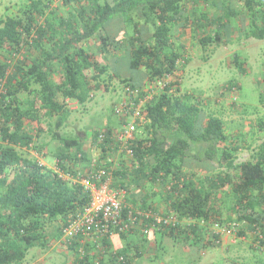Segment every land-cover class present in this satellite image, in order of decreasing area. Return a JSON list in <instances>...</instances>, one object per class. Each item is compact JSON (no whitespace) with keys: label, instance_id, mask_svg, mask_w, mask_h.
Instances as JSON below:
<instances>
[{"label":"trees","instance_id":"trees-1","mask_svg":"<svg viewBox=\"0 0 264 264\" xmlns=\"http://www.w3.org/2000/svg\"><path fill=\"white\" fill-rule=\"evenodd\" d=\"M21 2L16 11L0 17V264H20L31 247H44L51 237L61 236L68 216L87 203V192L73 179L83 174L75 169L84 157L79 136L59 130L71 113L67 100L82 105L94 90H110L113 80L122 83L121 93L128 87L137 89L138 97L150 92L151 97L143 104L145 120L131 142L136 163L123 162L113 172L112 185L125 190L123 209L160 210L174 221L147 233L138 226L118 232L111 241L102 239L104 252L90 247L94 250L86 249L81 258L78 236L70 244L61 236L63 248L75 256L71 264H129L147 243L158 245L165 237L191 247L217 245L220 235L214 226L244 236L243 222L256 255L247 264H264V139L247 159L236 162L240 134H228L224 121L207 115L206 104L192 101L180 83L188 63L180 35L190 31L191 44L197 40L204 49L219 39L218 33L205 32L223 18L229 29H240L238 22L232 26L237 10L227 4L221 14L215 7L216 16L207 19V0H62L54 8L53 0ZM238 2L242 7L236 9L250 17L247 37L263 39L264 0H234L233 5ZM189 8L192 22L186 15ZM84 41L96 42L94 52ZM110 59L124 69L112 70ZM232 62L245 72L237 55ZM236 87L228 82V90ZM254 126L264 133V117ZM99 130L92 131L93 142ZM44 131L58 143L52 154L59 172L23 154L32 148L47 155L42 151L47 144L40 140ZM156 186L159 192L152 190ZM164 203L166 208L160 209ZM112 241L122 246L114 249Z\"/></svg>","mask_w":264,"mask_h":264},{"label":"rangeland","instance_id":"rangeland-1","mask_svg":"<svg viewBox=\"0 0 264 264\" xmlns=\"http://www.w3.org/2000/svg\"><path fill=\"white\" fill-rule=\"evenodd\" d=\"M207 1L211 5L207 8V19L215 15V7H220V10L222 9L220 13L224 14L227 10L225 6L231 4L229 7L237 10L236 16L233 17L236 21L232 23V26H238L239 23L241 27L239 29V26L235 28L230 25L232 28L229 29L228 24L230 23L224 22L226 21L225 17L218 27L213 26L211 31L205 32L208 35H212V32L218 33L219 39L216 42L214 41L202 49L197 40L193 41L186 53L188 63L181 71L180 83L184 89L183 92L192 96V101L198 99L201 100L202 105L206 104L202 107L205 108L203 110L207 115L211 112L224 121L228 134L235 136L240 134L239 140L242 145L236 158V162L239 163L247 159L251 154L252 147L264 139V133L258 132L254 126L258 118L264 117V102L261 103V97H264V38L260 40L247 37L251 21L247 11L242 9L239 12V9H236V7H242L240 2L234 3V6V0ZM21 3V0H0V17L8 14L11 10L16 11ZM61 3L62 0H53L51 8ZM6 6L9 7V10L5 9ZM189 13H191V8L186 15L192 22L194 16ZM197 13L200 14L201 11L197 10ZM61 14L64 15L63 12ZM200 16L202 15L200 14ZM200 18L202 19V17ZM128 28L131 34L132 29ZM189 33L190 31H188ZM84 42L82 45L86 46L87 50L94 52L96 46L94 43L96 42ZM235 55L243 61L245 72H239L233 64L232 59ZM111 61L110 59L109 65ZM124 67L120 61H112V70L122 71ZM111 68L109 73L112 72ZM228 82L235 83L238 87L228 90ZM120 85H122L120 81L113 80L110 90H94L92 98L82 105L72 100L68 102L69 105H67L71 113L59 132L65 135L79 136L81 133L79 130L82 128H84L82 132H85V128L92 131L108 125L117 127L118 119L111 110V103L115 98L117 100L121 97ZM115 89L117 91L113 93ZM41 124L45 130L46 123L41 122ZM34 126L32 125V127ZM89 135H91L90 132ZM40 140L47 144L42 149L43 152H46V156L37 153L32 148L24 150L23 154L34 157L47 166L55 167L56 163L52 153L55 152L57 141L52 140L50 133L45 131ZM249 145L250 149L247 148ZM239 226L244 229L246 235L237 236L234 231L227 229L221 235L220 243L217 245L205 244L200 247L197 244L191 247L186 244L179 245L166 237L162 238L160 244L155 245L151 239V243H147L142 248V253L138 257H133L129 264H232L234 262L247 264V262L255 260L256 255L249 248L251 237L247 236L251 234L245 229L247 223L243 222ZM52 229L50 228L49 231L52 232ZM60 237L59 235L51 237L44 247L37 245L31 247L20 264H71L75 256L71 251L63 248ZM133 239L136 238L133 237ZM112 242L115 249L122 246L121 241L120 243ZM261 256L263 258L264 255Z\"/></svg>","mask_w":264,"mask_h":264},{"label":"built area","instance_id":"built-area-1","mask_svg":"<svg viewBox=\"0 0 264 264\" xmlns=\"http://www.w3.org/2000/svg\"><path fill=\"white\" fill-rule=\"evenodd\" d=\"M149 87L148 89H153L152 85ZM137 94V89L130 90L126 87L121 97L117 100L115 98L113 114L118 119V126L112 128L109 134L105 128L98 131L97 142H94L97 158L84 169L81 176L73 178L87 192L88 201L77 213L68 216L67 224L61 230V236L68 244L72 238L78 236L79 247H81L80 258L86 249L94 250L90 247L104 252L102 239H110L118 232L128 231L131 227L138 226L143 233H147L155 225L174 221V216L170 213L165 215L160 210L158 212L151 209L141 211L133 207L123 209L125 190L112 185L113 172L122 166L123 162V166L131 160L134 164L136 163L131 142L137 126L145 120L142 107L145 100L151 97V92L147 93L145 98L138 97ZM107 139L109 141L106 142ZM101 145L104 147V154L101 152ZM40 163L45 165L41 161ZM54 169L59 172L56 165ZM61 175L66 179L72 178L68 173ZM213 229L221 237L229 228L214 226ZM118 260L123 263V256H119Z\"/></svg>","mask_w":264,"mask_h":264},{"label":"crops","instance_id":"crops-1","mask_svg":"<svg viewBox=\"0 0 264 264\" xmlns=\"http://www.w3.org/2000/svg\"><path fill=\"white\" fill-rule=\"evenodd\" d=\"M179 42L181 44H183L187 49L191 46V36L187 33H182L180 35V38L178 39ZM111 127L115 128L114 125H110ZM105 128V127H102ZM102 128H98L102 129ZM84 128L80 129L79 132V144H80V151L84 154L83 159H81L78 163L75 164V169L78 170H83L86 169L87 167H89V165H91V163L93 162V160H95L97 158V152H96V146L94 145V142L92 141V137L91 135H89V132L92 133V131H96V130H92L90 131L88 128H85V132H82ZM84 133V134H83ZM86 135V136H85ZM98 149V148H97ZM78 157H81L80 153H78ZM55 160V158H54ZM47 166V165H46ZM50 167V166H48ZM55 168V167H52ZM82 171V172H83ZM149 186H147L148 188ZM153 191H158L159 187H155L154 189H152ZM159 192V191H158ZM157 200H155L154 202H156ZM164 207L166 208V204H162L160 209H164ZM134 240L133 238H130L129 241ZM132 243V242H131Z\"/></svg>","mask_w":264,"mask_h":264},{"label":"clouds","instance_id":"clouds-1","mask_svg":"<svg viewBox=\"0 0 264 264\" xmlns=\"http://www.w3.org/2000/svg\"><path fill=\"white\" fill-rule=\"evenodd\" d=\"M67 100V99H66ZM71 100H67L66 102H67V104H68V102H70ZM76 102V101H75ZM69 105V104H68ZM69 107V106H68ZM46 165V164H45ZM235 234V233H234ZM115 249V248H114Z\"/></svg>","mask_w":264,"mask_h":264}]
</instances>
